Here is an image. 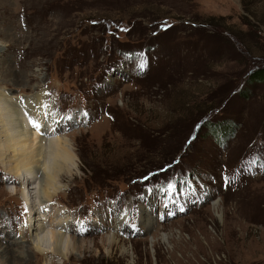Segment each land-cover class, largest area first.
<instances>
[{"label": "rangeland", "instance_id": "obj_1", "mask_svg": "<svg viewBox=\"0 0 264 264\" xmlns=\"http://www.w3.org/2000/svg\"><path fill=\"white\" fill-rule=\"evenodd\" d=\"M262 68L264 0H0V88L43 90L77 165L47 204L71 218L63 260L27 245L0 164V232L17 240L0 264H264ZM222 120L237 127L218 144Z\"/></svg>", "mask_w": 264, "mask_h": 264}, {"label": "bare ground", "instance_id": "obj_2", "mask_svg": "<svg viewBox=\"0 0 264 264\" xmlns=\"http://www.w3.org/2000/svg\"><path fill=\"white\" fill-rule=\"evenodd\" d=\"M45 96L43 90L37 91L26 96L22 102L20 97H15L0 88V164L6 174L20 181L19 188L9 187L6 191L10 195H18L24 201L28 225L19 227L18 230L22 236L29 237L26 242L31 246L32 250H30L39 254H56L64 260L73 243V239L68 234L72 226L71 218L65 210L54 209L47 204L63 186L62 177L71 176L73 167L77 165L72 147L66 144L62 137L53 133L52 128L56 131L55 124L61 121L56 117ZM30 121L42 125L43 128L33 127ZM216 204L215 202L214 208ZM42 208H46L47 212L55 210L52 213L57 220L52 225L56 230L51 232V237L44 233L46 215ZM41 211L42 217L34 219L36 212L40 214ZM141 215L143 226L151 227L153 219L148 213ZM1 219L0 221H3ZM121 222L119 219L116 220L115 229ZM0 234V247L3 244L7 247L17 244L15 235L8 233L6 229ZM41 237L44 239L41 240ZM106 238L111 244L116 241L111 232ZM166 238V235H162L163 240ZM122 251L125 252L126 249L123 248ZM11 252L12 249L3 248L6 257ZM24 252L27 253L26 259L29 255L27 251ZM29 254L31 255L30 252ZM20 255L19 257H22Z\"/></svg>", "mask_w": 264, "mask_h": 264}, {"label": "trees", "instance_id": "obj_3", "mask_svg": "<svg viewBox=\"0 0 264 264\" xmlns=\"http://www.w3.org/2000/svg\"><path fill=\"white\" fill-rule=\"evenodd\" d=\"M125 55L131 56L132 54H137L136 52L133 51H126L124 52ZM124 53L121 52V54L124 55ZM254 80H262L264 78V68L258 70L254 75H253ZM208 126L209 133H211L215 139V142L218 144H224L226 140H228L231 137V134L234 133V130L236 129L235 124L230 121V120H222L218 121L215 123H212Z\"/></svg>", "mask_w": 264, "mask_h": 264}, {"label": "snow or ice", "instance_id": "obj_4", "mask_svg": "<svg viewBox=\"0 0 264 264\" xmlns=\"http://www.w3.org/2000/svg\"><path fill=\"white\" fill-rule=\"evenodd\" d=\"M123 30H124V31H127V29H123ZM145 66H146L145 63L141 62V63L138 64L137 70H138V71H143L144 68H145ZM68 119H71V117H69ZM30 123H33V122L30 121ZM33 127H41V128H43L42 125L35 124V123H33ZM26 210H27V209H26ZM42 210H43V211H47L46 208H42ZM178 211L183 212V211H184L183 207H180V208L178 209ZM168 215H172V216H174L175 213H169ZM78 231H79L81 234H83L85 231H87V229H86V227H78ZM43 239H44V237H41V240H43Z\"/></svg>", "mask_w": 264, "mask_h": 264}, {"label": "clouds", "instance_id": "obj_5", "mask_svg": "<svg viewBox=\"0 0 264 264\" xmlns=\"http://www.w3.org/2000/svg\"><path fill=\"white\" fill-rule=\"evenodd\" d=\"M48 237H51V229H49L48 233H46Z\"/></svg>", "mask_w": 264, "mask_h": 264}]
</instances>
